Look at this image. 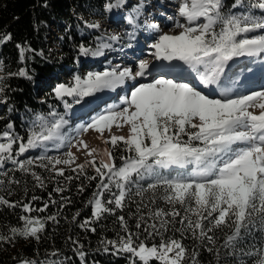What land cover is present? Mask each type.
I'll return each mask as SVG.
<instances>
[{
	"label": "snow or ice",
	"instance_id": "obj_1",
	"mask_svg": "<svg viewBox=\"0 0 264 264\" xmlns=\"http://www.w3.org/2000/svg\"><path fill=\"white\" fill-rule=\"evenodd\" d=\"M122 2L123 0H116L115 3H106L105 10L120 7ZM231 8H243L244 11L225 12L224 0H182L178 14L186 23L176 21L175 27L182 29L177 35H160L151 46L155 49L153 55L157 60H178L189 65L205 85L221 84L222 78L228 81L229 62L235 58L264 54V34L247 36L248 33L264 30V15L258 16L254 12L257 9L264 12V0H234ZM201 18L204 22L196 23ZM129 23L135 26V18L130 17ZM88 26L98 28L99 24L92 23ZM108 39L114 41L119 37L112 36ZM9 40L10 34L0 37V42ZM98 40L100 42L95 49L82 45L81 53L102 55L103 50L111 45L105 43L103 38ZM148 67L147 61H141L135 75L144 76ZM18 74L28 76L24 69ZM131 76L132 70L129 68L89 72L83 78L76 75L70 85H58L54 92L57 98L72 97L78 104L84 97L103 89L116 88ZM2 91L0 88V92ZM124 103L126 107L119 111L109 109L106 114H101L88 123L82 131L94 130L102 135L105 129L110 131L113 125L117 128L127 125V137L112 135L110 141L105 143H110L115 148L122 142L124 150L131 155L120 156L122 163L118 165L111 149L98 151L92 148L87 151V155L93 156V159L72 169L73 172L83 174L85 168L90 166L96 175L88 179H99L97 191L89 201L93 207L92 217L96 220L105 213L114 214L116 209L123 210L126 200L131 199L133 186L136 196L144 197L146 193L149 194L147 203L141 200L137 204L138 212L141 208L148 209L147 219L141 214L135 225L138 230L144 225L143 232L147 233L145 239H140V233L131 232L125 217L121 215L117 219L126 236L118 234V240L107 243L119 252L130 253L143 264H150V261L183 264L187 249L181 240L172 237L164 239L163 234L170 227L173 232H180L181 237L185 232H190L193 238L201 241L206 239L212 244H215L214 234L219 230L224 233L222 247L230 249V254L241 257L240 264H245L242 259L244 256L252 258L253 264H264V236L258 248L255 244L249 245L247 249L243 246L245 237L251 235L254 228L259 227L261 233H264V91L237 98L214 99L188 83L160 78L136 87L131 92L130 99L124 100ZM65 107L70 108L71 105L65 101ZM252 107L261 109L258 115L249 111ZM67 123L63 116L52 110L47 116L40 114L35 117L26 142L12 131L11 122L6 125L5 130L0 131V141H3L0 142V169H4L9 161L14 166L13 169L0 171V177L7 178L0 179V191L11 195L8 186L20 183L14 176H9V172L14 171L30 172L37 181V186L44 187L43 179L31 171V166L36 161L21 160L18 157L29 149L45 146L48 142H63L65 136L62 129ZM184 136L187 140L183 139ZM15 144L19 146L14 153ZM238 144L245 146L233 147ZM73 146L88 149V144L83 140H77ZM67 156V159L44 156L37 159L41 161L40 167L54 171L57 176H64V170L57 169L56 166H70L75 162L71 151ZM188 164L196 165L191 176L174 177L160 171L173 167L182 168ZM145 177L152 180L147 187L139 183ZM66 178L72 179L71 176ZM112 186L118 191L113 192ZM54 191L62 192L64 189L57 187ZM35 199L37 198L33 197ZM158 201H163L167 207L158 206ZM0 205L22 207L25 213L44 212L48 208L46 203L43 207L34 209L30 203L12 202L4 195H0ZM46 219L56 221V216ZM75 219L76 216L73 217ZM20 220L23 225L11 228V232L38 240V234L45 229V220L30 216H21ZM89 224L90 221L86 220L80 227L84 228ZM176 224L181 227H175ZM90 230L94 232L95 228ZM157 236L160 237L159 244L149 245L145 242L148 238ZM8 239L0 236V240L5 242ZM51 255L55 256L57 253L53 252ZM197 255L195 251L191 253V264H198ZM31 264H37V261L33 260ZM40 264H60V261H42Z\"/></svg>",
	"mask_w": 264,
	"mask_h": 264
},
{
	"label": "trees",
	"instance_id": "obj_2",
	"mask_svg": "<svg viewBox=\"0 0 264 264\" xmlns=\"http://www.w3.org/2000/svg\"><path fill=\"white\" fill-rule=\"evenodd\" d=\"M131 1L135 3L138 0ZM115 2L116 0H0V37L5 34L11 35V40L0 42V88L3 89L0 92V131L5 130L6 125L11 122L12 131L26 142L35 117L40 114L47 116L52 110L68 121L62 129L64 136L69 133L71 127H79L80 118L73 119V116L72 120L66 118L71 109L65 107V101L71 105L74 99L67 96L57 98L54 89L60 84H71L70 80L59 77L61 72H68L71 78L76 75L82 76L93 67L85 58L95 56L91 52L88 55L82 54L80 48L83 45L95 49L100 42L98 38L101 37L88 24L94 23L96 17L109 12L105 10L106 3ZM233 2L234 0H224L225 12L244 11L243 8H231ZM115 9L119 10L113 8L110 12H114ZM254 12L258 16L264 15V12L258 9ZM135 13L136 11H133L130 17ZM51 28H54L55 32H51ZM260 34H264V30L248 33L247 36ZM100 64L98 61L95 65ZM80 67L82 70H79ZM21 69L28 73L27 77L18 74ZM183 139L187 140V137L184 136ZM18 146L14 145V153ZM60 146L61 141L48 142L47 145L29 149L23 156L18 157L21 160L36 161L31 166V171L43 179L44 187L37 186V181L30 172H9V176H14L20 183L8 186L11 195L4 191H0V195H4L12 202L30 203L34 209L41 208L46 203L48 208L44 212L25 213L22 207L9 208L0 205V236L9 238L7 242L0 240V264H31L33 260L37 261V264L55 260L60 261V264H143L130 253L117 251L107 241L118 240V234L126 236L117 219L121 215L125 217L129 230L140 233L141 240L145 239L147 233L143 232L144 225L142 224L139 230L135 225L139 215L144 214L147 219L148 209L141 208L138 212L137 204L141 200L147 203L149 194L146 193L144 197L136 196L133 186L131 199L126 200L123 210L116 209L114 214L105 213L96 220L92 217L93 207L89 201L93 198L92 194L97 191L99 179H88L96 175L92 167H86L83 174L73 172L72 167L64 168L65 175L57 176L54 171L39 166L41 161L37 159L38 157H51ZM105 148L113 151L118 165L122 163L119 160L120 156L131 155L124 150L122 142L115 148L107 143L101 151ZM13 168L9 161L0 171ZM195 169V164H188L182 168L173 167L160 171L164 175L177 177L191 176ZM68 176L72 179H67ZM150 182L152 180L149 177L139 181L145 187ZM57 187L64 191H54ZM112 191L118 190L112 186ZM33 197L37 199L33 200ZM158 206L167 207L163 201H158ZM53 215L56 216V221L46 219ZM21 216L45 220V229L38 234L40 237L38 240L32 237L24 238L11 232V228L23 225ZM86 220L90 221V224L81 228L80 225ZM175 227L180 228L181 225L176 224ZM91 228H95V231H91ZM163 235L164 239L172 237L181 240L187 249L183 264H191V253L194 251L198 254V264H240L241 257L230 254V249L222 247L224 233L219 230L214 234L215 244L209 243L206 239L204 241L195 239L190 232H185L181 237V233L173 232L171 227ZM262 236L264 233H261L259 227L254 228L251 235L245 237L243 246L247 249L249 245L255 244L258 248ZM145 242L159 244L160 237L148 238ZM53 252L57 255H51ZM80 253L84 255L81 256ZM242 259L245 264H253L250 257L244 256ZM150 264L160 262L150 261Z\"/></svg>",
	"mask_w": 264,
	"mask_h": 264
},
{
	"label": "rangeland",
	"instance_id": "obj_3",
	"mask_svg": "<svg viewBox=\"0 0 264 264\" xmlns=\"http://www.w3.org/2000/svg\"><path fill=\"white\" fill-rule=\"evenodd\" d=\"M181 3L182 0H138L135 3L131 0H125L120 7H117L119 10L109 11L106 15L94 19V23L99 24L98 28H94L95 31L100 34L105 43L111 46L104 49L102 55L85 58L93 67L81 77H85L89 72H102L113 68H116L117 71L129 68L132 70V76L125 78L124 83L114 89H103L91 96L84 97L78 104L71 103V113L67 114L66 118L71 120L72 116L73 119L80 118L81 124L79 127L70 128L71 130L61 142V146L51 154V158L67 159V153L71 151L75 156V162L70 166L57 165V169L74 168L78 164L92 160L93 156L87 155V151L92 148L101 151L107 144L105 141H110L112 135L128 136L129 127L127 125L122 128L113 125L110 131L105 129L102 135L94 130L83 132L82 129L99 115L106 114L109 109L119 111L126 107L124 100L130 99L131 92L141 84L152 83L160 78L172 79L179 83H188L189 86L214 99L237 98L242 95H250L253 92L264 91V82L253 83V77H249L247 80L245 78L250 75L253 67L260 64L264 65V61L261 59L250 64L252 57L235 58L229 62V80L224 81L222 78L221 84H214L210 86L211 90L207 91L203 87L197 86L196 79L200 80V78L189 65L178 60L166 61L155 58L153 55L155 49L151 46L158 40L159 36L162 34L177 35L182 29L175 27L176 21L186 23V20L178 14ZM133 11H136L132 17L136 20L135 26L129 23V17ZM203 22V18L196 21L198 24ZM154 25L156 27H153ZM51 32H55L54 28H51ZM112 36H118L119 39L114 41L108 39ZM98 61L101 64L95 65ZM141 61H147L149 67L144 76H136L135 73L139 70L138 65ZM243 67L245 68L243 69ZM80 69L82 70L81 67ZM202 70L203 68H201ZM59 77L70 80L71 84L74 80V77L69 78L68 72H61ZM225 89L229 90L226 91ZM249 111L258 115L261 109L252 107L249 108ZM77 140L85 141L88 144V149H84L83 146H73ZM244 146V144H238L233 147L242 148Z\"/></svg>",
	"mask_w": 264,
	"mask_h": 264
},
{
	"label": "bare ground",
	"instance_id": "obj_4",
	"mask_svg": "<svg viewBox=\"0 0 264 264\" xmlns=\"http://www.w3.org/2000/svg\"><path fill=\"white\" fill-rule=\"evenodd\" d=\"M264 54H261V55H259L258 57H255V58H251L250 60H252V61H250V64H252L251 62H257V61H259L260 59L261 60H263L264 61V56H263ZM241 60V59H240ZM261 62V61H260ZM264 64V63H263ZM261 65V64H260ZM249 66V65H248ZM239 67H241V66H239ZM245 67H243V69H244ZM250 75H245L246 77V80H247V78H249V77H253L255 80H258V81H260V80H262V78H263V73L261 72V70L259 71V70H254V69H252L251 70V72L249 73ZM245 78H243V79H245ZM196 79V78H195ZM242 79V80H243ZM196 82H197V86L199 87V86H201V87H203L205 90H207V91H210L211 89H210V86H213L214 84H209V85H205L204 83H202L200 80H198V79H196ZM243 82V81H242ZM216 85V84H215ZM264 90V89H263Z\"/></svg>",
	"mask_w": 264,
	"mask_h": 264
}]
</instances>
